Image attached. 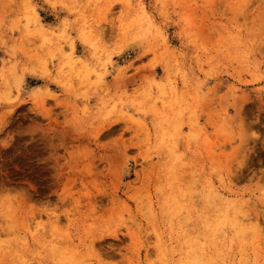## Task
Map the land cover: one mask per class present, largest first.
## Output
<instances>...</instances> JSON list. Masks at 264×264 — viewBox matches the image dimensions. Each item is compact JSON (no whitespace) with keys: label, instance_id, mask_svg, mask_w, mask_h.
<instances>
[{"label":"rangeland","instance_id":"1","mask_svg":"<svg viewBox=\"0 0 264 264\" xmlns=\"http://www.w3.org/2000/svg\"><path fill=\"white\" fill-rule=\"evenodd\" d=\"M45 1L0 0V264H264V0Z\"/></svg>","mask_w":264,"mask_h":264},{"label":"crops","instance_id":"2","mask_svg":"<svg viewBox=\"0 0 264 264\" xmlns=\"http://www.w3.org/2000/svg\"><path fill=\"white\" fill-rule=\"evenodd\" d=\"M38 3L40 4V5L38 4L39 5L38 6L39 18L42 19V15L44 16V20H42L43 21L42 23L48 29H53V30L60 29L64 19L67 20V21H70V22L73 20V16L72 15H69L68 13H66V11H64L63 9H61L58 6L52 7L45 0H38ZM4 7H3L2 4H0V23L3 21V25H0V64H1V60L8 58L7 57V51L1 44V42L3 40H7V42H8V39H7L8 32H7L6 29H4V30L2 29L3 26L8 25V22L6 20H2L3 15H5V13L8 12V10L5 9ZM70 30H71V32H70L71 36L74 37V41H73L74 54L77 57L81 58L82 60L88 62L89 61V50H88L87 46L77 36L78 28L75 27V25L71 24ZM16 38H17V34L15 32V33H13L11 35L10 41L17 43V39ZM13 39H15V40L13 41ZM120 59H121L120 56H117V55L113 56V60L114 61H118L117 62L118 64H119V60ZM56 69H57V66L52 69V71H51L52 75L56 74ZM32 78L35 79L36 81H40L41 80L39 77H32ZM39 86H43V84H40V85H37V86H34V87H39ZM49 86L54 87V89H55L54 92L56 94H63L64 93V91L62 89H60L59 87L53 85V83H49ZM34 87H31V88H34Z\"/></svg>","mask_w":264,"mask_h":264},{"label":"bare ground","instance_id":"3","mask_svg":"<svg viewBox=\"0 0 264 264\" xmlns=\"http://www.w3.org/2000/svg\"><path fill=\"white\" fill-rule=\"evenodd\" d=\"M212 196V195H211ZM215 196V195H214ZM216 197V196H215ZM217 208V207H216ZM234 209V208H233ZM221 210V209H220ZM235 210V209H234ZM244 212V211H243ZM225 213V212H224ZM216 214V213H215ZM224 215V214H223ZM226 215V214H225ZM216 217V216H215ZM218 217V216H217ZM223 218V217H222ZM226 218H228V217H225L224 218V220H226ZM229 219V218H228ZM248 220H249V218H248ZM229 221H230V219H229ZM241 221H242V219H241ZM219 222V221H218ZM222 222H224V221H222ZM243 222V221H242ZM227 223V222H226ZM230 224V223H229ZM231 225V224H230ZM232 226V225H231ZM236 227V226H235ZM216 228V227H215ZM237 228V227H236ZM235 228V229H236ZM219 229H221V228H219ZM220 231H222V230H220ZM223 233V232H222ZM218 234V233H217ZM237 235V234H236ZM229 251V250H228ZM239 251V250H238ZM242 251V250H241ZM231 252V251H230ZM240 253V252H239ZM68 255V254H67ZM196 255V254H195ZM197 256V255H196ZM208 256V255H207ZM198 257V256H197ZM67 258V257H66ZM203 258V257H202ZM194 259H195V257H194ZM187 260V259H186ZM198 262V261H197ZM221 262V261H220ZM199 263H200V261H199ZM193 264H198V263H193ZM200 264H202V263H200ZM204 264V263H203Z\"/></svg>","mask_w":264,"mask_h":264}]
</instances>
